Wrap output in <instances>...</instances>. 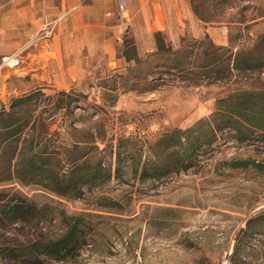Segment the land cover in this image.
<instances>
[{"label": "rangeland", "instance_id": "rangeland-1", "mask_svg": "<svg viewBox=\"0 0 264 264\" xmlns=\"http://www.w3.org/2000/svg\"><path fill=\"white\" fill-rule=\"evenodd\" d=\"M195 4L211 25L228 28L227 43L217 45L249 48L264 32V0ZM0 35V60L22 56L18 66L0 71V109L37 89L42 98L65 99L64 109L43 114L51 122L48 142L60 151L53 167L67 171L69 158L87 145L92 161L102 159L113 171L104 184L82 186L79 196H59L10 175V153H1L0 264H264V168L235 166L242 159L264 165L263 138L238 142L219 131L188 170L160 180L136 171L149 142L164 131L209 116L219 97L264 90V69L218 81L160 73L144 78L156 61L153 51H138L115 3L92 0H0ZM184 37L192 49L196 38L189 32L166 39L179 48ZM117 152L122 169L115 176ZM109 201L111 208L101 205ZM84 212L90 213L88 240L75 254L58 259L35 248L66 231L69 216Z\"/></svg>", "mask_w": 264, "mask_h": 264}, {"label": "trees", "instance_id": "trees-1", "mask_svg": "<svg viewBox=\"0 0 264 264\" xmlns=\"http://www.w3.org/2000/svg\"><path fill=\"white\" fill-rule=\"evenodd\" d=\"M192 7L201 20L211 21L201 13L195 0H192ZM155 36L157 48L149 56L156 61L148 63L144 78L160 73L179 74L196 82L206 79L218 81L234 72L247 74L264 69V32L251 47L236 51L230 46L217 45L208 35L193 40L192 49L186 44V37L182 38L185 43L181 47L174 48L162 32H157ZM132 59L137 64L145 61L135 56H131ZM42 95V90L37 89L12 98L8 109H0V156L4 152L10 153L8 173L15 174L26 183L40 184L59 196H79L83 192L82 186H99L111 179V166H107L102 159L93 162L94 149L87 145L69 158L71 166L67 171L53 167L52 161L60 151L48 142L46 135L51 122L43 114L51 107L62 110L67 102L65 99L55 101L42 98ZM70 103L71 100L69 106ZM39 109L41 113H38ZM224 130L238 142L257 138L264 140V90L235 91L219 97L215 110L209 116L199 119L188 128L164 131L149 142V155L141 165H136V171L140 169L142 179L160 180L174 171L188 170L196 164L203 145L216 140L218 132ZM250 164L264 168L261 163L249 159L239 160L235 166L247 167ZM121 169L122 159L120 152H117L115 176ZM112 204L111 201L101 203L110 208ZM87 215L90 213L69 216L66 231L55 239L37 242L35 248L58 259L75 254L88 240L84 224Z\"/></svg>", "mask_w": 264, "mask_h": 264}, {"label": "crops", "instance_id": "crops-1", "mask_svg": "<svg viewBox=\"0 0 264 264\" xmlns=\"http://www.w3.org/2000/svg\"><path fill=\"white\" fill-rule=\"evenodd\" d=\"M105 6H117L118 0H92ZM126 16L131 26V34L136 40L140 53L151 52L157 48L155 34L162 32L171 41L190 33L195 38L210 36L215 43L226 44L228 28L211 25L204 22L194 12L192 0H126ZM120 12V11H119ZM5 38L0 35L1 47Z\"/></svg>", "mask_w": 264, "mask_h": 264}, {"label": "built area", "instance_id": "built-area-1", "mask_svg": "<svg viewBox=\"0 0 264 264\" xmlns=\"http://www.w3.org/2000/svg\"><path fill=\"white\" fill-rule=\"evenodd\" d=\"M118 3H119V11L122 14V16H124V14L127 11L126 0H118ZM108 14L111 15L110 12ZM21 61H22V56L18 52H15L13 54L3 55L0 60V71L5 68H14L18 66L21 63Z\"/></svg>", "mask_w": 264, "mask_h": 264}]
</instances>
